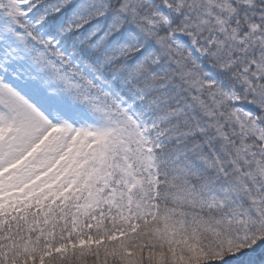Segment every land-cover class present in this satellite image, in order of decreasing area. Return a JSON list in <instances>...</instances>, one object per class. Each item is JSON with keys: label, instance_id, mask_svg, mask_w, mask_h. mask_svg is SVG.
<instances>
[{"label": "snow or ice", "instance_id": "1", "mask_svg": "<svg viewBox=\"0 0 264 264\" xmlns=\"http://www.w3.org/2000/svg\"><path fill=\"white\" fill-rule=\"evenodd\" d=\"M0 264H264V0H0Z\"/></svg>", "mask_w": 264, "mask_h": 264}]
</instances>
